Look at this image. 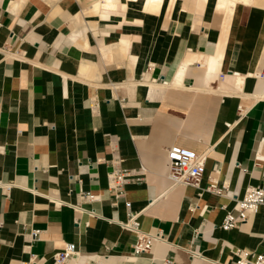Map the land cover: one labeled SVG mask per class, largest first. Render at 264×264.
<instances>
[{
  "label": "crops",
  "instance_id": "1",
  "mask_svg": "<svg viewBox=\"0 0 264 264\" xmlns=\"http://www.w3.org/2000/svg\"><path fill=\"white\" fill-rule=\"evenodd\" d=\"M109 2L0 0V264H52L68 242L67 264L264 253V205L221 228L264 183V1L231 17L215 0ZM173 145L205 154L199 187L170 179ZM115 156L147 169L119 197ZM213 179L230 195L204 190ZM130 212L159 236L139 255Z\"/></svg>",
  "mask_w": 264,
  "mask_h": 264
},
{
  "label": "built area",
  "instance_id": "2",
  "mask_svg": "<svg viewBox=\"0 0 264 264\" xmlns=\"http://www.w3.org/2000/svg\"><path fill=\"white\" fill-rule=\"evenodd\" d=\"M153 66H150V68ZM259 78L264 79V68L257 73ZM168 158L170 160L169 177L175 185H193L199 187L205 171V154H200L196 150L173 145L168 148ZM123 159L120 156H115L112 159L113 169L108 174V188L115 192L116 196H122L125 191V185L130 181L141 183L144 180L147 169L140 166L137 169L125 168L122 166ZM0 187L8 190L11 184L3 183L0 180ZM214 191L219 194L230 195L228 184L219 185V181L213 179L211 183L204 189ZM86 198L93 199L94 196L86 194ZM131 207L130 202L127 203ZM264 205V183L258 186H250L242 198L237 199V213L229 211L222 224L221 228L229 230L234 228L239 223L247 221L250 214L258 212L260 207ZM124 225L136 231L138 238L133 245L136 255L147 252L151 249L153 243L159 236L147 234L140 229L137 213L130 212L128 220ZM40 230L31 232V239L39 238ZM236 259L234 264H264V253L254 254L242 248H234L233 250ZM78 255V249L75 242L66 243L63 250L54 255L52 264H67L69 260ZM37 264V263H35ZM42 264V263H41ZM45 264V263H43ZM84 264H102L99 260H88ZM163 264H173V260L166 258Z\"/></svg>",
  "mask_w": 264,
  "mask_h": 264
},
{
  "label": "bare ground",
  "instance_id": "3",
  "mask_svg": "<svg viewBox=\"0 0 264 264\" xmlns=\"http://www.w3.org/2000/svg\"><path fill=\"white\" fill-rule=\"evenodd\" d=\"M162 0H148V7L154 8L161 3ZM264 0H215L217 9L226 13L229 17L234 13L238 4H248V5H258ZM107 4L110 5L109 0H107ZM147 7V8H148ZM165 83V82H164Z\"/></svg>",
  "mask_w": 264,
  "mask_h": 264
}]
</instances>
